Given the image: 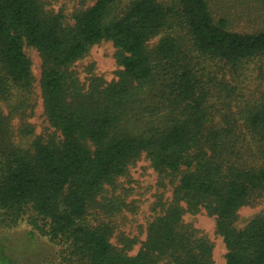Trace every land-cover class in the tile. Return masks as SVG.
Segmentation results:
<instances>
[{"label": "trees", "instance_id": "obj_1", "mask_svg": "<svg viewBox=\"0 0 264 264\" xmlns=\"http://www.w3.org/2000/svg\"><path fill=\"white\" fill-rule=\"evenodd\" d=\"M46 5L0 0V208L45 220L70 264H217L186 219L203 211L225 264H264V212L237 227L242 208L264 201V0H96L72 25ZM245 17L260 20L252 33L235 29ZM105 41L118 80L92 68L81 80L76 65ZM27 46L55 129L29 145L18 142L34 135L37 106ZM251 67L262 82L246 98ZM143 159L172 195L141 241L121 228L139 209L130 183Z\"/></svg>", "mask_w": 264, "mask_h": 264}, {"label": "rangeland", "instance_id": "obj_2", "mask_svg": "<svg viewBox=\"0 0 264 264\" xmlns=\"http://www.w3.org/2000/svg\"><path fill=\"white\" fill-rule=\"evenodd\" d=\"M47 10L62 14L65 22L72 25L74 15L82 10L92 7L96 0H45ZM260 24V20L254 17L237 18L235 29L239 32L252 33ZM163 37L159 35L154 38L150 45L155 46ZM27 55L32 61L33 74L36 77V99L37 106L34 116L29 122L34 126V135L18 140L20 144L29 145L35 137L40 135L46 136L55 132V129L49 124L43 106L41 97V88L39 81L42 74V59L38 51L31 47H25ZM116 48L110 41L102 42L95 45L88 56L78 62L76 70L81 80L90 77L89 68L95 75L102 77L110 83L118 80V72L121 67L118 66L116 58ZM250 70V68H249ZM247 73L250 74L246 80V98H253L254 92L261 84L262 80L258 79L257 71L251 67ZM234 83V81H233ZM15 123H18L16 120ZM132 124V121H130ZM141 128V127H140ZM138 128V130L140 129ZM132 181L130 187L134 190L132 199L139 201V209L135 214H131V224L121 228L123 232L132 237L139 236L141 241L145 239V227L148 220L154 214V208L163 194L165 198H170L172 193L169 190H163L159 187V175L150 166L149 161L143 159L136 167L132 168ZM264 212V201L256 207H244L239 211L238 228H243L258 213ZM186 219L195 224L204 234H206L214 243V257L217 264H225L227 253L223 239L216 234V220L210 217L205 211L198 215H188ZM47 222L38 215L28 212L26 215L19 217L13 212L0 208V264H70L66 246L61 239L53 240L47 235ZM116 243V239L113 240ZM141 244L137 245L133 254H136Z\"/></svg>", "mask_w": 264, "mask_h": 264}]
</instances>
